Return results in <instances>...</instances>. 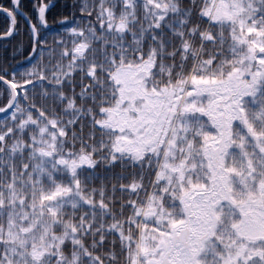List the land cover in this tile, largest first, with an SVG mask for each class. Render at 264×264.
Segmentation results:
<instances>
[{"label":"snow or ice","instance_id":"snow-or-ice-1","mask_svg":"<svg viewBox=\"0 0 264 264\" xmlns=\"http://www.w3.org/2000/svg\"><path fill=\"white\" fill-rule=\"evenodd\" d=\"M0 16V264H264V0Z\"/></svg>","mask_w":264,"mask_h":264},{"label":"trees","instance_id":"trees-1","mask_svg":"<svg viewBox=\"0 0 264 264\" xmlns=\"http://www.w3.org/2000/svg\"><path fill=\"white\" fill-rule=\"evenodd\" d=\"M6 2V0H0V3H5ZM3 23H4V18H3V16H0V25H3Z\"/></svg>","mask_w":264,"mask_h":264}]
</instances>
